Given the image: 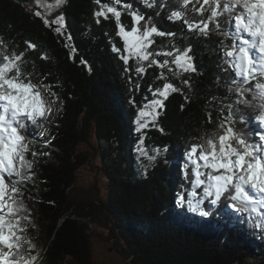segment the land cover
<instances>
[{"label": "trees", "instance_id": "1", "mask_svg": "<svg viewBox=\"0 0 264 264\" xmlns=\"http://www.w3.org/2000/svg\"><path fill=\"white\" fill-rule=\"evenodd\" d=\"M44 1L53 4L51 12L39 6ZM122 4L139 10L145 21L151 17L159 30L177 34L154 37L156 43L149 51L162 46L167 50L169 44L181 49L192 45L197 71L177 78L168 70L174 65L148 67V62L137 64L132 57L130 66H142L145 73L126 72L112 51L113 46L123 51L114 18L109 14L97 24L94 16L102 5L117 6L122 21L130 26L129 9ZM155 4L148 8L138 0H65L56 6L55 0H0V54L23 53L25 77L58 105L41 133L30 125L33 135L27 139L34 174L25 185L22 202L24 214L31 216L24 222L25 234L34 245L42 241L39 250L31 253L38 256L37 264H96L91 236L98 225L108 230V239L130 264H248L250 260L264 264V230L255 226L253 218L232 216L226 205L205 204L207 217L177 205L181 185L185 194L190 190L183 179L185 153L192 145L203 144L205 134H223L219 124L228 114L225 105L236 98L224 83L229 73L223 71L227 65L221 64L222 51L216 50L223 37L213 34L207 42L197 40L184 32L179 21L168 19L181 7L178 0H155ZM61 14L66 35L44 23V18L51 22ZM188 18L204 19L190 11ZM66 44L76 51L70 52ZM165 82L182 91L170 93L155 122L137 131L140 110L154 98L149 87H162ZM43 85H49L50 91ZM248 115L258 112L250 108ZM234 127L238 132L257 131L237 118ZM139 147L155 159L141 155ZM32 151L37 155L32 156ZM93 160L105 184L104 198L96 186L79 194L75 190L78 173ZM227 218L231 224L224 221Z\"/></svg>", "mask_w": 264, "mask_h": 264}, {"label": "snow or ice", "instance_id": "2", "mask_svg": "<svg viewBox=\"0 0 264 264\" xmlns=\"http://www.w3.org/2000/svg\"><path fill=\"white\" fill-rule=\"evenodd\" d=\"M138 2L148 8L156 6L155 0ZM178 2L181 7L171 11L168 19L173 23L179 21L186 34H192L195 39L205 42L211 40L213 34L223 37L216 42V50L222 51L221 64L227 65L223 71L229 73V79L224 83L236 99L234 103L225 105L228 114L219 124L223 134L215 131L211 135L205 134L203 144L192 145L185 153L183 179L190 184V190L185 194L184 185H181L177 205L202 217L209 215L205 204L211 207L226 205L241 216L247 214L253 218L257 228L264 230V0ZM55 3L60 6L65 0H55ZM121 6L129 9L130 26L122 21V11L117 6L102 5L94 12V16L97 24L101 22V17L109 19V14L114 18L117 35L123 41V51L116 46L112 47V51L119 55L126 72L134 71L137 76L145 73L142 66L134 69L130 66L132 57H135L137 64L148 62V67L155 65L163 69L174 65L168 70L177 78L181 73L197 71L194 58L190 55L192 45L181 49L169 44L167 50H163L162 46L149 51L156 43L154 37H175L177 34L159 30L151 24V17L145 21V15L139 10H131L129 4ZM189 11L204 19L190 21ZM35 15L42 17L40 11H36ZM63 19L61 14L51 22L44 18V23L58 35H66ZM26 43L29 48H36L35 44ZM66 47L72 53L76 51L72 45L66 44ZM160 56L172 59L161 61L157 58ZM22 61L23 53L0 54V264L38 262V256L31 254L35 245L25 234L27 225L24 222L30 221L31 216L24 214L22 202V195L27 191L25 185L34 174L33 161L27 158L31 151L27 139L33 135L30 125L33 129L41 128L42 122L49 120L52 108L51 102L42 94L40 85L25 77L21 69ZM161 77L167 79L163 73ZM183 83L190 82L183 80ZM43 87L50 91L49 85ZM149 91L154 98L140 110L137 131L155 122L159 115L158 109L164 107L163 101L170 93L182 90L171 82H165L162 87L155 89L150 86ZM52 96L55 97V93ZM256 100L260 101L258 106L254 102ZM250 108L256 109L258 115L245 117V112ZM234 118L247 124L255 122L259 131H236ZM208 122H211V113ZM246 136H255L256 139ZM140 143L143 144V139ZM139 151L149 160L155 159V155L149 156L143 147H139ZM31 155L36 156L37 153L32 151Z\"/></svg>", "mask_w": 264, "mask_h": 264}, {"label": "rangeland", "instance_id": "3", "mask_svg": "<svg viewBox=\"0 0 264 264\" xmlns=\"http://www.w3.org/2000/svg\"><path fill=\"white\" fill-rule=\"evenodd\" d=\"M49 5L51 4H49V2L47 1H44L43 3L39 4V6L42 8L43 11L51 12L53 9V4L51 5V7H49ZM40 89L45 99L50 101L47 98L45 91L42 88ZM161 99L163 98L161 97ZM50 102H51V108H52L51 116L49 117L48 121L42 122V127L39 128L38 133H41L42 129L50 124L53 115H55L57 111L58 105L53 101H50ZM250 125L256 128L255 122H253ZM257 131H259V129H257ZM95 163L96 161L94 162L93 160L92 163H89L88 166H85L84 168H82L80 173H78L75 190H76V193L79 194L84 189L88 190L90 187L96 186L100 195L104 198L105 197V192H104L105 184L99 174L100 173L99 170L95 166ZM227 210L229 213L232 214V216L240 215L238 213L233 212V210L229 207H227ZM231 220L232 219L229 220L227 218L224 221L227 222L228 224H231ZM107 231L108 230L104 226L98 225L97 231L95 232L94 235L91 236L92 246L94 250V262L96 264H130L129 261L126 260L124 255H121L117 252V248L113 246V240L108 239ZM38 241L39 242L35 244V249H37V251L39 250V246L42 243L41 239H39ZM248 264H255V262L250 260Z\"/></svg>", "mask_w": 264, "mask_h": 264}]
</instances>
